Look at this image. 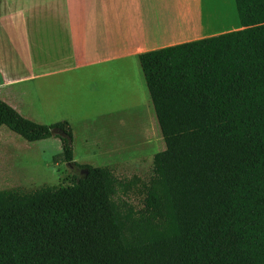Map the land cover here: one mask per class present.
<instances>
[{"label":"trees","instance_id":"1","mask_svg":"<svg viewBox=\"0 0 264 264\" xmlns=\"http://www.w3.org/2000/svg\"><path fill=\"white\" fill-rule=\"evenodd\" d=\"M233 2L239 29L138 55L165 144L140 207L109 167L74 162L67 122L0 100V128L59 139L52 161L83 171L0 190V264H264V0Z\"/></svg>","mask_w":264,"mask_h":264},{"label":"crops","instance_id":"2","mask_svg":"<svg viewBox=\"0 0 264 264\" xmlns=\"http://www.w3.org/2000/svg\"><path fill=\"white\" fill-rule=\"evenodd\" d=\"M233 3L0 0V100L38 124L67 122L77 164L135 162L161 134L138 55L239 29ZM128 74L145 106L127 92ZM127 109L140 120L126 126ZM56 141L38 142L60 153Z\"/></svg>","mask_w":264,"mask_h":264},{"label":"rangeland","instance_id":"3","mask_svg":"<svg viewBox=\"0 0 264 264\" xmlns=\"http://www.w3.org/2000/svg\"><path fill=\"white\" fill-rule=\"evenodd\" d=\"M235 14L234 8L233 15ZM127 76V92L133 96L134 100L140 101L145 106L146 101H144L141 92L138 93L136 91V85L133 84L132 76L129 74ZM130 112V109L126 110V126L139 119L136 116L130 115ZM141 124L149 126V124H145L143 119ZM6 133L11 135V137L6 141V146L3 148L5 154L0 157V190H10L13 188L32 190L42 185H66L71 182L73 177L82 176L83 173H80L79 168L73 165L72 167H68L65 163L55 164L52 161L53 156L59 153L56 144L53 143L47 149H43V146L39 142L24 141L8 130V128L1 127L0 136H4ZM56 140V143L60 145L59 139ZM18 141L21 144H18ZM150 142V145L153 147L152 151L135 162L105 166L113 171L118 181L128 185L124 189L118 188L116 200H121L123 203L133 207H140L143 197L140 192L141 184L146 183L152 175V158L154 154L165 149L161 134L156 133V135L152 136ZM141 147H143L142 149L145 148L143 145Z\"/></svg>","mask_w":264,"mask_h":264},{"label":"water","instance_id":"4","mask_svg":"<svg viewBox=\"0 0 264 264\" xmlns=\"http://www.w3.org/2000/svg\"><path fill=\"white\" fill-rule=\"evenodd\" d=\"M51 134H52V135H55V134H57V135H62V132L59 131L58 129L54 128V129L51 130ZM66 165H67L68 167H72V164L66 163Z\"/></svg>","mask_w":264,"mask_h":264},{"label":"flooded vegetation","instance_id":"5","mask_svg":"<svg viewBox=\"0 0 264 264\" xmlns=\"http://www.w3.org/2000/svg\"><path fill=\"white\" fill-rule=\"evenodd\" d=\"M80 173H83V171H82V170H80Z\"/></svg>","mask_w":264,"mask_h":264}]
</instances>
